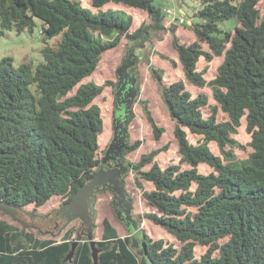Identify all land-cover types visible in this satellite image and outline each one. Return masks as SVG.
<instances>
[{
	"label": "trees",
	"instance_id": "trees-1",
	"mask_svg": "<svg viewBox=\"0 0 264 264\" xmlns=\"http://www.w3.org/2000/svg\"><path fill=\"white\" fill-rule=\"evenodd\" d=\"M261 0H201L191 24L197 39L181 42L176 25L166 28L165 11L156 0H0V37L9 30L32 31L36 18L43 21L45 39L62 33L54 46L42 49L43 61L27 59L18 68L12 58L0 59V200L17 208L45 205L52 197L72 200L100 165V136L105 128L102 109L95 99L112 80L99 84L91 76L103 54L123 38L137 45L147 40L150 28L168 31L177 51L169 59L184 78L167 83L161 68L150 64L162 103L175 121L174 137L179 163L161 166L156 157L168 144L143 153L128 164L143 197L155 208L144 216L181 242L180 248L146 232L121 236L108 218L102 238L96 240L99 264H264V18ZM148 13L150 22L130 31L133 16L123 8ZM236 19L234 29L221 23ZM204 45H208L206 49ZM223 61L211 79L208 67L216 57ZM179 64H178V62ZM132 69L135 67L131 66ZM194 85L198 91L188 87ZM139 85H136L139 91ZM205 87H209L212 98ZM76 88V89H75ZM145 102V101H144ZM208 108V115H205ZM219 111L228 118L219 119ZM155 138L164 128L144 103ZM124 123L122 159L142 140L131 143ZM243 119L253 148L240 158L235 147L245 148L234 135ZM188 132L200 135L197 143ZM215 142L220 154L210 143ZM205 163L212 170L201 172ZM187 164L184 168L182 165ZM150 165L149 169H145ZM141 179L150 181L147 189ZM72 231L61 240L39 238L34 232L0 220V264H94L90 239L76 241ZM196 245L206 246L200 258ZM71 255V257H69Z\"/></svg>",
	"mask_w": 264,
	"mask_h": 264
},
{
	"label": "rangeland",
	"instance_id": "rangeland-1",
	"mask_svg": "<svg viewBox=\"0 0 264 264\" xmlns=\"http://www.w3.org/2000/svg\"><path fill=\"white\" fill-rule=\"evenodd\" d=\"M155 3L161 6L164 11L170 9L172 16L184 15V22L172 21V18L167 15L164 19L166 28L176 25L177 35L181 42L191 43L195 40V32L191 24L198 21V18L195 17V11L201 7V0H156ZM82 4L96 11L91 6L90 0H82ZM112 7L114 8V5L110 3L104 9ZM258 7L261 17L264 18V0L259 2ZM124 10L133 16L130 31L136 30L143 22L146 24L150 22L148 13L145 11ZM35 21L36 25L32 31L25 30L18 33L13 29L0 37V59L5 56L11 57L15 68H18L27 59L33 60L35 64L43 61L42 49L47 45L54 46L58 40L62 39V33L45 39L42 34L43 21L39 18H36ZM236 24L237 20L231 19L222 22L221 27L229 30L234 29ZM147 35V40L139 45L123 38L117 47L107 50L103 54L94 73L83 80L84 82L93 80L99 84H103L106 80H112L116 83L114 86H106L103 93L95 99V102L102 109V115L106 113L105 117L103 115L106 125L99 139V167H104L107 170L119 165L126 167L118 186L110 181L95 189L92 203L95 228L90 229L80 217L71 216L69 218L67 213L60 211V207L66 205V198L58 196L52 197L40 207L30 204L22 209L18 208L14 215L0 209V220L5 219L20 228L30 230L39 238H51L58 241L61 240L66 231L71 230L72 238L79 241L84 237L100 240L103 232V219L108 218L121 236L138 233L139 236L136 238H139L141 232L144 231L153 239L162 238L180 248L181 242L178 239L144 216L146 212L154 211L155 208L143 197L141 189L136 185L131 166L128 164L129 161H138L143 153L166 144L169 148L156 157L161 166L179 163L181 158L173 133L175 121L170 117L162 103L157 82L150 69V64L161 68L167 83L177 80L181 76L179 66L172 67L169 59L162 56V54L168 57L176 56L177 51L173 48L172 35L168 29L154 30L150 28ZM204 47L207 49L208 45H204ZM222 61L223 58L220 56L210 63L202 58L198 66L200 69L208 67L206 76L211 79L216 75V68ZM131 66L135 69H132ZM137 84L139 91L136 89ZM192 89L194 92L198 91L196 87ZM204 90L210 94L211 103H216L212 98L211 89L205 87ZM144 103L152 111L158 125L164 128L159 140L155 138L152 126L146 117ZM131 108L134 111V117L129 123V140L133 143L140 139L142 143L136 150L129 152L125 162H123L120 156L125 148L126 129L124 123ZM208 112V108H205L206 116ZM218 115L220 120L228 118L223 111H219ZM188 137L191 142L197 143L200 135L188 132ZM234 137L245 145V148L235 147L238 157H249L253 148L249 145L251 135L246 131L245 119H243L238 133ZM210 146L215 153L220 154L219 147L215 142L210 143ZM113 158L115 160L118 158V162L114 165L112 163ZM182 166L188 167L187 164ZM149 167L150 165H146L145 169H149ZM199 169L204 173H209L212 170L205 163L200 164ZM141 181L147 189L154 188L150 181L145 179H141ZM206 249V246L196 245V258H200ZM140 263L150 264L143 256H141Z\"/></svg>",
	"mask_w": 264,
	"mask_h": 264
},
{
	"label": "water",
	"instance_id": "water-1",
	"mask_svg": "<svg viewBox=\"0 0 264 264\" xmlns=\"http://www.w3.org/2000/svg\"><path fill=\"white\" fill-rule=\"evenodd\" d=\"M125 139V138H124ZM125 143V141H124ZM126 167L119 165L110 170L104 167H98L93 177L86 183L82 184L76 191L72 200L68 203L67 217H80L84 223L88 225L90 229L95 228V219L92 213L93 195L95 189L101 185H105L108 182H112L115 185H119L121 182L122 173ZM0 209L14 215L18 209L13 204L0 200ZM91 247L93 250L94 264L98 263V250L96 248V240L90 239ZM76 241L74 246H76ZM71 257V255H69Z\"/></svg>",
	"mask_w": 264,
	"mask_h": 264
},
{
	"label": "built area",
	"instance_id": "built-area-1",
	"mask_svg": "<svg viewBox=\"0 0 264 264\" xmlns=\"http://www.w3.org/2000/svg\"><path fill=\"white\" fill-rule=\"evenodd\" d=\"M165 14L168 16V17H171L172 18V21H174V20H179V22H184L185 21V19H184V15H179L178 17L175 15V16H172V11L170 10V9H168V10H165Z\"/></svg>",
	"mask_w": 264,
	"mask_h": 264
},
{
	"label": "crops",
	"instance_id": "crops-1",
	"mask_svg": "<svg viewBox=\"0 0 264 264\" xmlns=\"http://www.w3.org/2000/svg\"><path fill=\"white\" fill-rule=\"evenodd\" d=\"M113 4V3H112ZM114 5V4H113ZM114 8H123V9H132V8H130V7H125V6H117V5H114ZM195 37H196V34H195ZM197 39V37L195 38V40ZM194 40V41H195ZM182 42H184V41H182ZM189 43V42H188ZM171 58H174V59H176L175 58V56H172ZM178 62V61H177ZM207 62V61H206ZM208 63V62H207ZM178 64H179V62H178ZM178 66H180V65H178ZM180 68V67H179ZM180 71H181V69H180ZM181 76V78H184V76H183V73H182V71H181V74H180ZM164 80H165V78H164ZM166 81V80H165ZM188 85V87H190V88H195V86L194 85H191V84H187Z\"/></svg>",
	"mask_w": 264,
	"mask_h": 264
},
{
	"label": "flooded vegetation",
	"instance_id": "flooded-vegetation-1",
	"mask_svg": "<svg viewBox=\"0 0 264 264\" xmlns=\"http://www.w3.org/2000/svg\"><path fill=\"white\" fill-rule=\"evenodd\" d=\"M114 157H115V155H114ZM120 158H121V161H123V162H125L123 159H122V155L120 156ZM118 162V158L115 160L114 158H113V165L114 164H116ZM70 202V201H69ZM69 202H67V203H65L66 205H64V207H60V211H63V212H65V213H67V210L69 209L68 208V203ZM19 209H22V208H19ZM60 213V212H59Z\"/></svg>",
	"mask_w": 264,
	"mask_h": 264
}]
</instances>
